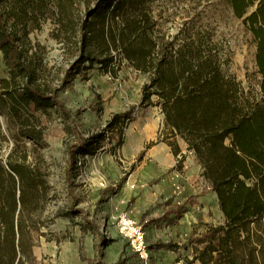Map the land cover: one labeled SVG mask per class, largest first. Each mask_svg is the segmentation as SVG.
<instances>
[{"label":"rangeland","instance_id":"rangeland-1","mask_svg":"<svg viewBox=\"0 0 264 264\" xmlns=\"http://www.w3.org/2000/svg\"><path fill=\"white\" fill-rule=\"evenodd\" d=\"M142 1L155 22L160 49L169 45L176 50L185 42L210 46L228 75L246 89L249 83L259 89L257 45L230 0ZM76 10L84 15L85 3H78ZM29 30L26 45L37 64L36 81L45 95L53 93L60 104L16 107L6 90L16 86L23 92L25 80L19 75L12 81L15 84H6L11 70L0 52V156L7 168L11 161L18 162L38 176L20 214L24 230L20 264H201L197 255L206 249L205 244L192 239L197 241L225 217L196 156L185 170L195 169L185 180L191 182L185 184V191L199 188L210 203L205 209H189L196 216L192 222L184 214L178 222L155 224L149 215V107L160 106L155 95L152 104L143 98L151 74L121 58L117 49L110 67L77 64L75 38L67 40L61 34L53 14ZM117 116L120 119L114 125ZM102 132L105 138L97 152L84 150L78 163L71 165L69 148L78 144L77 135L92 140ZM186 156L179 161L187 163ZM183 185L176 183L180 196ZM124 215L142 227L148 260L132 250L129 237L121 232ZM262 223L252 226L264 239Z\"/></svg>","mask_w":264,"mask_h":264},{"label":"trees","instance_id":"trees-1","mask_svg":"<svg viewBox=\"0 0 264 264\" xmlns=\"http://www.w3.org/2000/svg\"><path fill=\"white\" fill-rule=\"evenodd\" d=\"M81 2L86 5L84 15L76 10ZM230 3L256 42L259 89L252 83L246 89L228 75L210 46L185 42L176 50L169 45L160 49L154 37L155 22L142 0H0V52L11 70L6 84H15L12 81L19 75L24 77L23 92L16 86L6 92L16 107L26 109L59 103L53 93L49 97L42 92L36 81L37 64L26 45L30 26L49 14L55 15L67 40L75 38L77 64L110 67L117 49L136 69L149 72L151 80L143 98L152 104V97L157 96L166 124L202 164L225 217L197 241L192 239L205 244L206 249L197 255L201 264H264L263 235L252 226L262 221L264 228V0ZM77 138L78 144L69 148L73 166L82 151L97 152L105 133L93 135L92 140ZM8 165L0 156V264H20L24 235L20 214L38 176L27 165L14 161ZM187 204L182 202L152 221L170 219L172 214L178 219Z\"/></svg>","mask_w":264,"mask_h":264},{"label":"crops","instance_id":"crops-1","mask_svg":"<svg viewBox=\"0 0 264 264\" xmlns=\"http://www.w3.org/2000/svg\"><path fill=\"white\" fill-rule=\"evenodd\" d=\"M186 145L182 142L181 138L173 133L169 125L166 124L165 114L161 106L149 107V149L146 152L149 161V215L151 219L162 216L168 211L175 210L178 205L179 199L183 202L187 201V210L184 214L187 215L186 219L192 222V217L195 221V215L189 213V209H205L209 203L200 194V189H193L189 186L190 179L195 172V169L185 170L188 165H192V160L195 155L188 151L186 154ZM185 154L187 163L179 161L181 155ZM177 161L179 163L177 164ZM147 164V161H145ZM201 165L197 167L199 170ZM181 182L183 185L184 193L180 196L176 192V183ZM186 184V185H185ZM181 193V190H180ZM217 198V195H215ZM218 201V198H217ZM219 204V203H218ZM162 209L165 211L160 215ZM189 213V215H188ZM180 218H175L171 215L170 219L161 220L169 224L178 222ZM184 218V217H183ZM160 221V222H161ZM159 222H156L157 224Z\"/></svg>","mask_w":264,"mask_h":264},{"label":"built area","instance_id":"built-area-1","mask_svg":"<svg viewBox=\"0 0 264 264\" xmlns=\"http://www.w3.org/2000/svg\"><path fill=\"white\" fill-rule=\"evenodd\" d=\"M181 140L182 142L184 141V139ZM178 163L179 161H177V164ZM180 190V187H177L176 192L180 193ZM182 202V199H179L178 204ZM120 226L121 232L125 233L129 237L132 250L135 251L142 260H148V258L150 257V252L148 251V248L145 243V234L142 227L136 225L133 220H131L125 215L121 217Z\"/></svg>","mask_w":264,"mask_h":264},{"label":"water","instance_id":"water-1","mask_svg":"<svg viewBox=\"0 0 264 264\" xmlns=\"http://www.w3.org/2000/svg\"><path fill=\"white\" fill-rule=\"evenodd\" d=\"M248 14H250V12H248L245 16H247Z\"/></svg>","mask_w":264,"mask_h":264}]
</instances>
